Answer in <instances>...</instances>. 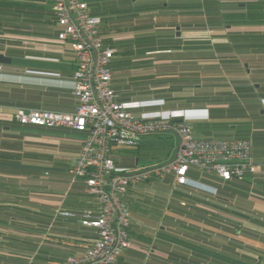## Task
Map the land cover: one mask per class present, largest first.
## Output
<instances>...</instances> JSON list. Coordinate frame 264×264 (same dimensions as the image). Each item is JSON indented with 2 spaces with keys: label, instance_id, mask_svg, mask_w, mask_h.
<instances>
[{
  "label": "crops",
  "instance_id": "crops-1",
  "mask_svg": "<svg viewBox=\"0 0 264 264\" xmlns=\"http://www.w3.org/2000/svg\"><path fill=\"white\" fill-rule=\"evenodd\" d=\"M35 1H40L42 10V5L50 6L47 0ZM126 5L133 18L132 26H135L131 35L135 39L133 54L122 56L123 51H128L127 47H123L122 53L118 52V56H115L111 63V87L118 91L120 101L135 116H152V112L160 108H185L202 115L207 106H213V119L227 118L231 112L226 115L221 111L222 107L228 106L231 111L232 103H240L243 96L250 95H236L230 91L236 90V82H242L244 86L255 84L249 76L252 72L260 71L256 77L260 76L263 87L261 92H264V0H127ZM52 16L53 26H46L41 34L0 36V55L12 59L11 64L0 63V125H3L6 133L5 139L0 142V151L11 155L1 164L3 167H0V208L20 205L28 207V201L24 200L30 194L29 198L34 202L31 204L33 207L28 208L39 212L35 215L21 214L14 217V220L11 219L14 215H9L11 218L7 219L8 224L0 232V256H3L0 264H36L34 256L39 252L43 255L41 260L46 259L44 262L40 261V264H61L62 259L80 255L92 245L83 241L81 235H86L87 232L86 229H80L77 222L54 214L49 224L44 225V220L40 217L41 203L47 205L51 212L67 210L77 214L98 210L97 200L90 196L86 185L81 181L74 184L69 176L87 135L66 128H61V131H65L61 134L59 130L20 127L14 123L20 110H47L66 114H72L76 110L78 102L73 94L75 58L68 44L58 40L59 27L54 13ZM98 17L102 20L100 34L105 44L114 47L116 43L118 47L121 46V43L115 42L110 36L114 31L101 32L102 26L113 24L105 20L102 14ZM40 18L42 25L44 18ZM49 20L51 21L50 18H45V21ZM204 26H218L213 30L225 26V31H216L217 35L213 40H196L194 37L198 35L194 33L201 34L205 31ZM6 27H3L6 33L12 32ZM151 30L158 34L150 35ZM187 32H191V38L185 36L184 33ZM135 33L138 34L137 39ZM15 39L21 43L14 44ZM24 39H31L35 43L24 47ZM258 40L261 41L260 47L257 45ZM205 41L212 43L209 54L204 50L211 44L207 45ZM18 44H21V54L9 55L7 50ZM122 44L128 46V42ZM207 63L210 64L206 65ZM211 63L220 66L212 67ZM221 65H225L226 72H223ZM245 69L249 70L246 74ZM222 75L226 76L228 83L222 82ZM212 82L215 84L212 85ZM222 84L228 85L223 87ZM256 88H260V84ZM218 89L219 92H216ZM221 97L230 102L218 105L216 102ZM250 109L255 112L253 116L259 110L264 116V107H259L257 102ZM184 121L193 125L198 137L220 139L213 137L215 130L208 128L210 123L202 124L188 118ZM251 133L264 140V120L252 125ZM146 136L141 137L140 144ZM252 144L254 160L260 167L257 176H246L252 182L248 186L251 189L249 199L254 207L261 208L259 217L264 220V154L256 158L254 141ZM124 149L132 148L114 145L112 157L115 165L131 171L143 170L138 168L137 159L131 162L129 159L117 158V154ZM58 150L66 153L69 161H55ZM175 154L176 148L168 162L173 160ZM168 176H172L173 180V184L169 186L172 188L173 185L175 189L165 191L170 195V198H165V205H158L152 199L146 201L145 191L152 188L151 184H132L126 193L124 200L131 215V248L125 252L120 264H198L193 258L186 259L185 255L192 257L193 252L185 248H181V256H185L184 258L173 256L174 247L167 244V239H171L172 235L160 238L162 220L170 221L174 217L169 206L174 203L185 206V202L190 205L198 195L193 190L177 186L173 174L166 177ZM193 179L198 180V176L194 174ZM173 192L191 195L192 199L185 201L176 198ZM18 198L23 201L20 202ZM15 222L26 225L14 230L12 223ZM261 233L264 242V232ZM52 236L56 239H51ZM62 240L68 242L66 246L61 245ZM263 246L261 256L264 261ZM47 248L52 255L44 252Z\"/></svg>",
  "mask_w": 264,
  "mask_h": 264
},
{
  "label": "built area",
  "instance_id": "built-area-1",
  "mask_svg": "<svg viewBox=\"0 0 264 264\" xmlns=\"http://www.w3.org/2000/svg\"><path fill=\"white\" fill-rule=\"evenodd\" d=\"M59 27L58 40L68 44L75 58L76 110L72 114L47 110H20L15 118L23 126L66 128L87 135L82 151L70 170L73 180H85L97 200V211H87L83 224L98 230L99 238L78 256L62 264H115L131 248V215L124 200L131 183L173 174L185 185L190 169L215 173L224 180L258 172L251 140L204 139L187 121L140 118L120 101L111 87V63L116 50L100 34L101 18L86 0H48ZM170 132L177 138L173 160L154 169L133 172L118 168L112 157L114 145L135 146L150 133Z\"/></svg>",
  "mask_w": 264,
  "mask_h": 264
},
{
  "label": "trees",
  "instance_id": "trees-1",
  "mask_svg": "<svg viewBox=\"0 0 264 264\" xmlns=\"http://www.w3.org/2000/svg\"><path fill=\"white\" fill-rule=\"evenodd\" d=\"M86 1L88 2L89 7L94 15L99 16L102 14L104 15L105 20H109L105 12L102 13L103 11L101 9L95 7L98 5L97 3H89L90 0H86ZM125 2H127V0H125ZM42 6H43V10L40 9V1L36 2L35 0H0V36L1 35L4 36L5 34L35 36L41 34L42 33L41 31H43V29L46 26H53L54 21L52 20L53 11L52 8L50 7L51 5L49 6L48 4H46ZM40 16L44 18V22L42 25H41L42 18H40ZM129 16H130L129 14L127 15L122 14V15H118L116 18L112 20H109L113 24V26H102L103 29H101V32L102 33H107L110 31L132 32L133 29H135V26H132L133 18L132 16H130L129 18ZM45 18L48 19L50 18L51 21L50 20L49 22L45 21ZM122 24L126 26H121ZM4 26H7L6 28L11 29L12 32L6 33V30L3 28ZM147 28H149V26H147ZM13 38H16V36H14ZM227 38H229V36ZM13 43L15 44L21 42L16 41L15 39ZM257 45L258 47H260L261 41L258 40ZM18 46L7 50L9 55H13V56L20 55L21 51ZM113 46H118V45L115 43V45ZM4 50L6 49L4 48ZM132 54H133V50L129 49L128 51L126 50L123 51L122 56L124 55L128 56ZM259 72L260 71L256 72L255 74H259ZM225 78L226 76L224 77L222 82L225 81L228 83V81L225 80ZM259 78L260 76H258L257 78H253L254 82L253 81L252 82L255 83L253 85H250L249 83L248 86L247 85L244 86L242 82L235 83L236 93L238 92L242 95L243 93L250 94L248 95V97L253 96L250 99H244L240 101V103H242L240 104V106L245 104L247 107H251L252 105H254V103L257 102L258 104L261 105V108L264 107V92L263 93L261 92L263 90V87L261 85L262 84L261 79ZM258 84H260V88H256ZM222 85L224 87H227L228 84H222ZM116 92L118 93V91ZM230 93L233 92L230 91ZM160 109L154 110L156 112H152L153 115L157 116V120H171L173 122L174 121L176 122V121H184L187 118H189L188 114L181 116V113L184 111L185 108L176 109V110H169V109L166 110L165 108H160ZM184 113L186 112L184 111ZM14 123L19 125L20 127L23 126L16 121V118H14ZM23 127H33V128H40V130L48 129L55 131L61 129V128H44V127H37L30 125ZM0 128L1 130H5L2 127V125H0ZM248 132L251 133V129ZM248 132L241 131V133H239L241 137L239 138L251 140L252 137L248 136L249 135ZM252 136L255 137V134L252 133ZM140 141L135 146H125V147H129L132 149L139 148ZM9 156L11 157L10 154H7L4 151H0V167H3L1 166V164L4 163L5 160H7V158H10ZM194 174L195 176L196 175L198 176V180L193 179ZM69 176L72 179L71 175ZM165 177L160 179L161 180L166 179L169 185L173 184L172 176H168L166 178ZM187 178L188 180L185 185H177V186L186 187L190 190H193L195 192V195L198 194L194 198L195 202L191 203L190 204L191 206L186 202H185L186 204L185 206L181 204L177 205L175 203L169 206L170 211L174 212V217H172L170 221H168L167 219H163L161 223L162 232L160 233V238L164 239L165 235L167 236L172 235L171 239H167V244L169 246L174 247V251H172L174 254L173 256L176 258L183 257L181 256L182 255L181 252L183 251L181 250V248H185L187 249V251L193 252L192 257L190 255H185L186 259L191 260V258H193V260L198 264H261V261H263L261 253L256 257L251 256L249 254L240 253L239 252L240 245L238 243L239 241L236 240L235 238L236 236H238L239 238L241 235H244L243 234L244 232L242 233L243 224L241 222L248 221L257 224L261 223V221H257V219L255 218L258 215H256L255 213L256 209L254 208V204L251 203L249 199L251 194L250 192L251 189L248 186L252 183L250 178L244 177V178H234L231 180H224L215 173L200 172V170L194 168L189 170ZM152 180L153 178L142 182H144V184H150ZM256 180H258L259 182L261 181L259 178H256ZM78 181L83 182L87 187L85 180L84 181L79 179L74 180V184L75 182ZM132 184H136V183H131L130 186ZM202 186L204 188H201ZM129 188L127 192L129 191ZM173 189H175V187L172 185L171 191ZM147 191L148 190H146L145 193ZM173 193L172 194L174 196L176 195L175 196L176 198L183 200L185 199V201L186 199H190V200L192 199L191 195L189 196L185 193H176V192ZM27 196L28 197L25 198L24 201H28L30 205L28 207L32 208L33 206L31 204L34 201H32L29 198L30 194H28ZM90 196L94 198L91 194ZM144 197L147 198L146 201H151L152 199L153 202L156 201L158 205L167 204L166 203L167 199H162L161 197L155 198L154 196L149 198L147 195H145ZM21 201L23 200H20V202ZM164 205H160V206H164ZM197 205H201V206L198 207ZM28 207H23L20 205L18 207H12V208L10 207L0 208V226L3 227L5 226V224H8L7 219L10 220L11 218L9 216L10 214L14 215L13 218H11L14 220V217L19 216L21 214L28 213V215H35L39 213L36 212L34 208L29 209ZM86 212L87 211L77 214L70 213L67 210H58V212L57 211L51 212V210L48 209L47 205L43 203L40 204V217L44 220V225L49 224L50 218L54 214L62 218H67L68 220L71 219L74 222L78 223L77 225L81 227L80 229H86L85 231L87 232V234L84 233L86 235H81L83 236V241L90 242L93 245V243H95L99 238L98 230L93 227L85 226L83 224V215ZM229 216H231V218H233L234 220H230ZM22 225H26V224L17 223V222L12 223L13 228H15L14 230H18L19 227ZM165 231L167 234H165ZM130 233H131V227H129V234ZM250 234L251 236H254L256 233L251 232ZM13 235L17 236V234L15 233H13ZM247 235H249V232L247 233ZM260 238H262V236H260ZM51 239H56V238L52 236ZM221 239L223 241H221ZM60 243L62 246H66V243L68 242L67 241L64 242L62 240ZM92 245H90L88 248H90ZM244 245H247L253 249H259V251L260 250L263 251L261 245L259 247L248 244H244ZM44 252L52 255L49 252L48 248L44 250ZM125 252L122 254V256H120V258L116 261L115 264H120L121 261L123 262L122 258ZM2 257L3 256H0V258ZM40 257H43V255H40V252L39 254L34 256V258L36 259V264H40V261L43 262L46 261V259L41 260ZM71 257L73 256H69L65 259H62L60 263L62 264L63 261H67Z\"/></svg>",
  "mask_w": 264,
  "mask_h": 264
},
{
  "label": "rangeland",
  "instance_id": "rangeland-1",
  "mask_svg": "<svg viewBox=\"0 0 264 264\" xmlns=\"http://www.w3.org/2000/svg\"><path fill=\"white\" fill-rule=\"evenodd\" d=\"M89 3H97L98 5L95 6L99 9H101L103 12L102 13H106L107 17L109 20H112L114 18H116L118 15H122V14H129V12L127 11V2H125V0H90ZM124 9V10H123ZM117 10V12H116ZM123 10V13L121 14V11ZM218 26H204L205 31H203L201 34L196 32L194 33L195 35L197 34L198 36L194 37L196 40L200 39V40H213L217 33L216 31L220 30V31H225V26H219V29L213 30ZM174 30H177L174 28ZM168 32V31H167ZM163 33L165 34L166 31H163ZM137 34V33H135ZM146 34V32H145ZM148 34V32H147ZM150 35H155L158 34L154 31H150L149 32ZM185 36L190 37L192 36L191 32H187L184 33ZM131 35H133V33L129 32V33H125L123 34L122 32H116L114 31V33L110 36H112L113 40L115 42L121 43V47L119 46H114L113 48L116 50V55L119 53H121L122 48L124 47V49L129 50L130 48L132 49V47L134 48V41L135 39H133L134 37ZM183 35V33H182ZM26 36V35H23ZM136 39L138 38V34L135 37ZM23 45L24 47H28V46H32V44H34L35 42L33 40H28V39H24L23 40ZM26 42H30V44H27ZM122 42L127 43L128 42V46L127 44H122ZM206 42V41H205ZM32 43V44H31ZM208 47H205L204 52L206 54H209V49L212 50V43H208L206 42ZM42 44V43H40ZM115 45V44H114ZM19 48H21V44L18 46ZM16 62V61H15ZM210 63H207L206 65H209ZM212 67H217L220 66L216 63H211ZM221 67L223 68V72H226L225 69V65H221ZM248 69H245L244 72L245 74L248 73ZM249 76L253 79V78H257V74H255L254 72L250 73ZM222 77L224 78L225 76L222 75ZM220 78V76H219ZM215 84V82H212V85ZM224 87V86H223ZM216 92H219V89L216 90ZM232 94H236V91L233 89ZM222 96V95H221ZM215 97L217 98L218 95L217 93L215 94ZM252 96H243V100L244 99H250ZM186 98V97H185ZM221 100H219L218 102H216L218 105H226L227 101L225 98L221 97ZM230 100V98H229ZM184 101V100H182ZM242 103H232V107H231V111L228 110V106H223L221 109V111H223V113H225L226 115H228V112H231L230 116H228L227 118H221V119H213L212 117V112H214L212 110V107L207 106L205 108V110H201L203 112L202 115H198L196 114V112H194L193 110H188V109H184V111L186 113H184V111L181 113L182 115H187L189 116L188 120H192L193 121H198L202 124L204 123H210L211 126H208V128L215 130L214 131V136L213 137H218L220 139H229V138H239L241 137L239 135V133L242 132H248L251 129L252 125H255L258 122H261L264 120V116H262V112L261 110H259L254 116L253 114L255 113L253 110L250 109V107H247L245 104L241 105ZM217 106V105H214ZM259 107H261L260 104H258ZM250 109V110H249ZM238 114V115H237ZM180 115V114H179ZM208 120V121H206ZM260 125V124H257ZM3 126V125H2ZM62 129L59 130V132L61 134H64L65 131H61ZM250 137H252L253 141H254V153L256 158L257 157H262L264 154V140L262 137H260L259 135L253 137L252 133L248 132ZM170 132H162V133H150L147 134L146 138L143 139L142 144H140L139 148L136 149H124L121 152H119L117 154V158H125V159H129L131 162L135 161L136 159L139 160V166L138 168H143V169H154L157 168L161 165L164 164V162H168L174 155L175 153V148H176V143H177V138L176 136H170ZM6 133L5 130H1L0 128V142H2V140L5 139ZM47 139V138H46ZM48 140V139H47ZM129 148V147H128ZM57 154L55 155V161H69V156L66 155V153L63 152H59L56 151ZM68 163V162H67ZM137 168V166H135ZM260 167V166H259ZM151 184V189H149L145 195H147L149 198L150 197H161L163 199L165 198H170V195L168 192L165 191H169L171 190L169 183L167 182L166 179L161 180L159 177H154ZM165 192V193H164ZM255 213L258 214L257 217H255L257 219V221H261V223L257 224V223H249V222H241L243 224V231L242 233L247 236L245 237L244 235H241L239 238L238 236H236V240H238L239 245H240V249L239 252L243 253V254H249L251 256L256 257L257 255H259L260 253L262 254L261 250L259 251V249H253L247 245L244 244H248V245H254L259 247L260 245L263 246L262 244H264L263 240L260 238V236L262 235L261 232H264V227L262 226V224H264V220H262V218L259 217V213H261V208H259L258 206L254 207ZM230 220H234L233 218H231V216H229ZM137 221V219H135ZM133 221L136 224V221ZM4 231V228L0 226V232ZM246 232V233H245ZM249 232V235H247V233ZM251 232L256 233L254 236H251ZM221 241H223L221 239ZM241 242V243H240ZM224 243V242H222ZM264 247V246H263ZM261 264H264V261H261Z\"/></svg>",
  "mask_w": 264,
  "mask_h": 264
},
{
  "label": "water",
  "instance_id": "water-1",
  "mask_svg": "<svg viewBox=\"0 0 264 264\" xmlns=\"http://www.w3.org/2000/svg\"><path fill=\"white\" fill-rule=\"evenodd\" d=\"M0 63L1 64H11L12 59L6 58L4 55H0Z\"/></svg>",
  "mask_w": 264,
  "mask_h": 264
}]
</instances>
